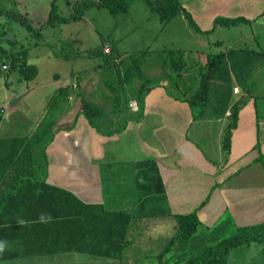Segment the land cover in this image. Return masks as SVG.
Returning a JSON list of instances; mask_svg holds the SVG:
<instances>
[{"label": "crops", "instance_id": "1", "mask_svg": "<svg viewBox=\"0 0 264 264\" xmlns=\"http://www.w3.org/2000/svg\"><path fill=\"white\" fill-rule=\"evenodd\" d=\"M181 1L203 31L211 30L218 16L245 17L250 21L246 23L250 27L247 35L242 34L227 45L224 38L210 37L222 33L225 26L218 25L208 34L198 32L184 14L160 24L163 37L157 47H178L198 53L215 47L224 52L222 65L211 78V96L205 115L195 119L187 102L169 95L165 87L156 86L146 97L141 119H138L139 103L130 96L128 111L122 115L111 114V119L114 127L123 125L125 115L133 119L122 131L104 135L81 113L83 105L78 97L72 106L58 114L54 137L46 148L48 163L41 158L43 167L35 172L36 179L46 177L48 183L72 191L85 202L102 204L106 210L135 217L129 233L135 229L137 237L124 249L123 264H130L126 258L131 246L145 243L148 227L155 236L163 234L161 237L166 240L163 249L177 232L175 214L199 209L201 224L192 238L176 242L164 257V264L184 253L185 260L180 262L183 264L233 235L239 227L264 221V166L259 159L264 154V0ZM181 29L184 35L176 33ZM77 32H71L76 42L81 40ZM114 41L77 48L75 63L79 62V67L55 72L47 80H38V73L34 79H21L25 89L16 90L11 85L5 94L8 101L2 106L11 99L13 104L20 102L36 87L55 81L56 73L60 74L58 84L69 81L80 88V80L91 70L95 73L102 68L109 69L108 57L102 52L105 45L113 49L114 61H121ZM96 48L100 50L96 52ZM71 59L72 56H64L63 60L71 62ZM234 87H239L238 93ZM44 94L49 92L44 90ZM50 96L45 97L46 101ZM37 98L24 103L25 108L18 111L19 121L16 117L11 121V113L4 118L0 137L26 136L32 131L45 108L36 106ZM245 98L247 102L240 109L233 129L229 160L224 165L225 130L233 108ZM133 103L135 107L131 106ZM104 109L110 113L112 105L109 111ZM238 178L242 179L238 181ZM0 187L1 190L5 186ZM0 242H6L4 252L0 253V264H55L57 259L66 257L65 253H70L58 243L50 245L47 227L43 225L1 231ZM144 246L136 245L138 249L131 264H144ZM238 248L230 251L227 264H235L233 256ZM159 251L155 250L152 258Z\"/></svg>", "mask_w": 264, "mask_h": 264}, {"label": "trees", "instance_id": "2", "mask_svg": "<svg viewBox=\"0 0 264 264\" xmlns=\"http://www.w3.org/2000/svg\"><path fill=\"white\" fill-rule=\"evenodd\" d=\"M144 1L159 15L163 24L170 22L179 14H184L196 31L205 34L213 32L218 25L232 27L242 22H250L245 17L218 16L214 20V27L203 31L181 0ZM129 2L130 0H74L69 1L72 9L70 14L62 15L54 0L49 18L39 26L32 22L28 13L21 10L0 8V16L6 15L20 22L32 36L36 37L35 44H38L44 37L45 28L78 21L85 10L93 7L107 8L112 14L126 13ZM0 34H6L1 28V23ZM95 50L98 52L100 49ZM262 53L264 54V51ZM104 54L108 57L106 62L109 63V69L116 72L114 77L106 80L107 86L113 93L110 113L106 112L103 106L88 100L83 90L79 87L75 88L69 81H61L58 84L59 73L54 75L55 81L36 87L21 99L25 103L38 97L39 103L36 106L40 109L44 105L45 108L40 120L28 135L0 137V186H5L0 190V232L11 229L19 231L21 228L43 225L47 227L50 245L55 246L58 243L65 252L77 251L98 257L121 253L122 258L124 249L130 243L129 230L135 217L125 212L106 210L102 204L85 202L72 191L48 183L46 177L35 178V172L43 167L41 158L46 165L48 163L46 148L54 137L58 114L72 106L74 100L80 97L83 105L81 113L99 133L112 135L122 131L133 118L125 115L123 125L114 127L115 122L111 119V114L122 115L127 112L132 96L139 103L138 119H141L147 95L154 87L163 86L169 95L191 106L195 119L201 118L205 115L210 100L211 78L221 67L224 58L223 51L208 53L206 64L195 71L194 65L187 60L186 52L165 49L164 55L161 54L162 69H171V73L168 76L157 77L154 82L145 69L146 61L143 57L146 56L147 51L131 53L128 60H121L119 63L114 61L113 49L111 53L104 52ZM28 56V47H24L20 52L8 54L7 48L0 46V71L3 70V65L7 64L9 72L19 71L26 79H34L38 73V66L31 64ZM137 80L141 83L133 94L132 90ZM44 90L49 94H44ZM47 95H51L48 101L45 99ZM245 102H247L246 98L241 104L235 105L231 112V121L226 127L223 142L224 165L229 160L233 129L237 126L239 111ZM16 104L10 107V110L16 109L18 107ZM8 111L5 106L0 107V124L8 116ZM259 159L264 163V154H260ZM198 210L175 214L178 223L177 232L155 255L153 264H164V257L177 241L188 240L194 236L201 224ZM41 213L50 214L52 220L48 223L38 222ZM20 221L24 223L21 224ZM251 242H264V221L239 227L233 235L209 246L183 264H227L233 248Z\"/></svg>", "mask_w": 264, "mask_h": 264}, {"label": "rangeland", "instance_id": "3", "mask_svg": "<svg viewBox=\"0 0 264 264\" xmlns=\"http://www.w3.org/2000/svg\"><path fill=\"white\" fill-rule=\"evenodd\" d=\"M53 1L54 0H0V8L21 10L28 13L32 22L36 26H39L49 18ZM69 1L74 0H55L60 14H70L72 9ZM129 3L128 12L120 14H112L107 8L93 7L87 9L84 11L79 21L61 24L58 27L50 26L45 28L43 31L44 37L38 44H35L37 41L36 37L32 36L20 22L12 20L6 15H2L0 16L1 28L6 31V34H0V46L7 48L8 54L20 52L24 47H28L30 62L36 64L39 68L37 75L38 80H47L53 73H64L65 70L68 71L72 66L79 67V62L75 63V56L78 55V49L101 46L109 40H116L114 43L117 46L116 48L120 60H128L129 54L131 53H142L147 51L146 56L143 57L146 61L145 69L153 78L154 82H156L157 77L168 76V74L171 73V69H162L161 62L163 59L161 58V54L164 55L165 49L186 52L187 60L194 65L195 71L198 70L201 65L206 64L208 53L220 52L215 47L208 49L207 52L200 51L199 53L194 52V50L190 52L187 49H180L178 47H157L160 39L163 37L161 35L162 29L160 26L162 22L159 15L153 12L144 0H130ZM249 29L250 27H248L245 22H242L232 27H226L222 33L217 32L210 37L213 40L224 38V44L227 45L228 41L230 42L240 37L242 34L247 35ZM77 30L79 32H77ZM72 31L77 32L79 40L81 39L80 41L76 42V40H74L75 37L71 36L73 34L71 33ZM168 31L169 30L164 33L167 35ZM176 33L184 35L185 32L181 29L176 31ZM150 45L151 47H149ZM48 52L50 54H48ZM64 56H72L71 62L63 60ZM114 74H116L115 70L112 71L108 68H102V70L95 73L91 70L88 76L82 77L80 80L82 87L80 88L86 92L88 99L102 104L108 111L111 109L112 105V93L105 82ZM21 79H25V77L19 71H0V107L6 102L7 99L5 98V94L12 86H14L16 90L25 89V86L20 83ZM139 84L140 81H137L132 90L133 94L136 93ZM129 92L131 93V90ZM16 103L18 107L13 110H10V107L12 108L14 105L12 99L9 103L7 102L5 104L6 109L9 110L7 115L10 113L11 115H16L17 113V116L12 115L10 117L9 115L11 121L16 118L17 121H19L20 115L18 111L25 108L22 100H20V103ZM217 106L220 107L219 103ZM260 165L264 166V163L261 162ZM241 179L242 178H238V181ZM151 229V227H148L145 231L144 244H136L137 242L135 241L136 245H145L144 247L146 249H143L146 255L144 264H153L154 260L152 255L154 251H159L165 244L164 241H166L161 237L163 234L155 236ZM135 237H137V235H135L134 229L129 233L130 245L133 243ZM139 239L141 238L139 237ZM136 245L128 249L129 254L126 260L130 264L134 263L133 255H135L134 252L138 249ZM123 252L125 253V251ZM124 253L121 258V253L107 257H98L93 256V254L70 252L65 253V258L57 259L55 264H123L125 260L123 258ZM184 256L185 254L181 253L180 257L172 258L167 264H180L182 260H185L182 259L186 257ZM119 258H121V260ZM233 260L235 264H264V242L243 244L234 252ZM51 261L50 259V262Z\"/></svg>", "mask_w": 264, "mask_h": 264}, {"label": "clouds", "instance_id": "4", "mask_svg": "<svg viewBox=\"0 0 264 264\" xmlns=\"http://www.w3.org/2000/svg\"><path fill=\"white\" fill-rule=\"evenodd\" d=\"M52 220V217L50 214H44L41 213V215L38 217V222L40 223H48ZM21 224L24 223V221H20ZM6 247V242H0V253H3Z\"/></svg>", "mask_w": 264, "mask_h": 264}, {"label": "built area", "instance_id": "5", "mask_svg": "<svg viewBox=\"0 0 264 264\" xmlns=\"http://www.w3.org/2000/svg\"><path fill=\"white\" fill-rule=\"evenodd\" d=\"M112 49L110 45H105L104 46V52L105 53H111ZM9 69V66L7 64L3 65V70L7 71ZM234 92L238 93L239 92V87H234ZM136 103H133L131 106L135 107Z\"/></svg>", "mask_w": 264, "mask_h": 264}]
</instances>
